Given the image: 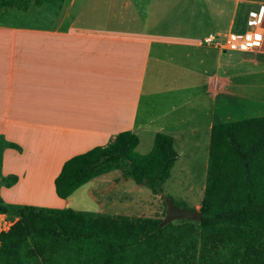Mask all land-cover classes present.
<instances>
[{"label":"crops","instance_id":"crops-1","mask_svg":"<svg viewBox=\"0 0 264 264\" xmlns=\"http://www.w3.org/2000/svg\"><path fill=\"white\" fill-rule=\"evenodd\" d=\"M34 3L0 20L2 204L66 208L53 190L62 162L125 130L139 154L156 132L173 138L166 180L187 165L203 177L211 125L234 121L239 100L261 86L249 76L264 73V26L260 46L221 50L203 42L218 0Z\"/></svg>","mask_w":264,"mask_h":264},{"label":"trees","instance_id":"trees-1","mask_svg":"<svg viewBox=\"0 0 264 264\" xmlns=\"http://www.w3.org/2000/svg\"><path fill=\"white\" fill-rule=\"evenodd\" d=\"M136 144V135L125 130L106 145L68 157L53 178L55 195L67 198L121 165L134 184L160 194L177 157L173 138L156 132L144 154ZM1 181L9 186L16 176ZM11 208L17 216L0 230V264H264V115L211 125L196 233L189 219L173 225L69 207L7 208L0 199L1 214Z\"/></svg>","mask_w":264,"mask_h":264},{"label":"rangeland","instance_id":"rangeland-1","mask_svg":"<svg viewBox=\"0 0 264 264\" xmlns=\"http://www.w3.org/2000/svg\"><path fill=\"white\" fill-rule=\"evenodd\" d=\"M220 11L214 13L215 24L208 27V33L219 37L231 26V31L243 32L249 27L250 20L254 19L250 14V6L259 9L258 19L260 30L264 26V0H218ZM256 1L255 4L250 3ZM34 0H14L10 7L1 4L0 20L14 15L16 10L29 8L27 12H35ZM255 12V11H253ZM261 43L258 45L260 46ZM255 46V47H258ZM254 47V48H255ZM250 50V49H247ZM243 50V51H247ZM257 86L251 90V94L245 101L239 100V108L231 115V120H239L251 116L264 115V73L249 76ZM242 103V104H241ZM198 159V155H195ZM199 164V163H198ZM176 173L174 179L166 180L162 184V192L153 194L145 185H136L123 173L124 166L113 168L105 173L93 176L88 181L77 187L67 197V207L85 212L92 216H119L149 217L163 219L166 213V199L175 204H183L185 208L198 210L202 197L204 176L201 169L190 165ZM197 170V175H193ZM119 179V180H118ZM109 183V184H108ZM108 184V185H107ZM179 207V206H178ZM16 213L11 208L0 215V227L5 229L16 219ZM182 218L172 219L173 225H183ZM191 220V219H189ZM198 219H193V230H198Z\"/></svg>","mask_w":264,"mask_h":264},{"label":"built area","instance_id":"built-area-1","mask_svg":"<svg viewBox=\"0 0 264 264\" xmlns=\"http://www.w3.org/2000/svg\"><path fill=\"white\" fill-rule=\"evenodd\" d=\"M259 13V9L250 11L254 19L250 20L249 27L243 32H234L228 29L222 37L216 34H208L203 38V42L210 43L221 50L243 51L258 46L261 43V35L258 19L255 18V15H259ZM4 229L5 227H0V230Z\"/></svg>","mask_w":264,"mask_h":264},{"label":"water","instance_id":"water-1","mask_svg":"<svg viewBox=\"0 0 264 264\" xmlns=\"http://www.w3.org/2000/svg\"><path fill=\"white\" fill-rule=\"evenodd\" d=\"M201 213L192 208L178 207L174 205L169 199H166V213L162 219V224L171 221L172 219H199Z\"/></svg>","mask_w":264,"mask_h":264}]
</instances>
